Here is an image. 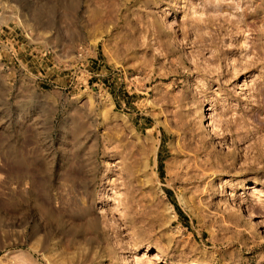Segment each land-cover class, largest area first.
Masks as SVG:
<instances>
[{"label": "rangeland", "instance_id": "374dc122", "mask_svg": "<svg viewBox=\"0 0 264 264\" xmlns=\"http://www.w3.org/2000/svg\"><path fill=\"white\" fill-rule=\"evenodd\" d=\"M0 264H264V0H0Z\"/></svg>", "mask_w": 264, "mask_h": 264}, {"label": "bare ground", "instance_id": "6f19581e", "mask_svg": "<svg viewBox=\"0 0 264 264\" xmlns=\"http://www.w3.org/2000/svg\"><path fill=\"white\" fill-rule=\"evenodd\" d=\"M213 38H215V37H213ZM195 63L196 62H194V64ZM195 69L198 71L200 70L198 62L195 64ZM218 135L222 136V137H220V139L222 138L223 140L226 137V133L224 131L222 133H219V131H216L215 136H218ZM209 142L210 141L207 139V137H205V135L202 134V132H196L193 128L190 129L189 132L185 133V137L183 138V141H182L183 146L189 147V150H192L195 153V156H193L194 161H193L192 171H193V177L199 181L206 178V176L208 175L207 174L208 170H210V169L206 170L205 166L207 163L205 164L203 161L199 160L197 155L201 154L203 152H205L207 155L210 154V151H208ZM235 142L236 141H234V143ZM193 143H194V146H193ZM207 160H208V158H207ZM207 160H204V161H207ZM214 165L215 164H213V166H211V167L214 168ZM208 166H210V165H208ZM221 166H222V168H224V167H227L228 165L222 163Z\"/></svg>", "mask_w": 264, "mask_h": 264}]
</instances>
